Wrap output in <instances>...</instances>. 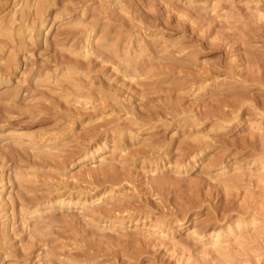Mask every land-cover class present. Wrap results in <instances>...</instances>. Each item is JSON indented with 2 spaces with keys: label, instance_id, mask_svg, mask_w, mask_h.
<instances>
[{
  "label": "rangeland",
  "instance_id": "374dc122",
  "mask_svg": "<svg viewBox=\"0 0 264 264\" xmlns=\"http://www.w3.org/2000/svg\"><path fill=\"white\" fill-rule=\"evenodd\" d=\"M0 264H264V0H0Z\"/></svg>",
  "mask_w": 264,
  "mask_h": 264
},
{
  "label": "bare ground",
  "instance_id": "6f19581e",
  "mask_svg": "<svg viewBox=\"0 0 264 264\" xmlns=\"http://www.w3.org/2000/svg\"><path fill=\"white\" fill-rule=\"evenodd\" d=\"M217 235H218V234H217ZM216 240H218L217 237H216L215 240L213 241V243H212L213 245H215V243H217Z\"/></svg>",
  "mask_w": 264,
  "mask_h": 264
}]
</instances>
